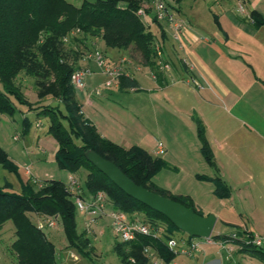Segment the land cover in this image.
<instances>
[{"label":"trees","instance_id":"trees-1","mask_svg":"<svg viewBox=\"0 0 264 264\" xmlns=\"http://www.w3.org/2000/svg\"><path fill=\"white\" fill-rule=\"evenodd\" d=\"M149 1L80 0L74 4L69 0H0V113L11 115L15 110L13 102L23 104V112L39 107L35 114L47 116L46 133L56 143L53 156L57 166L68 173L80 169L85 172L82 184L76 183L79 184L76 191H70L67 184L57 179L45 180L36 187L26 181L19 192L6 191L0 186V227L7 220L13 225L14 238L10 247L15 255L14 264H59L54 245L43 231L47 226H37V221L45 218H54L55 223L59 221L65 247L91 261L92 246L84 231L77 228L73 197L76 195L86 201L97 191L104 194L105 206L126 217L141 215V221L163 230V235L157 239L136 235L129 242L116 240L113 251L121 263L146 264L150 255L143 252L145 248L163 262L170 261L175 255L166 247L165 239L177 236L180 231L163 215L117 188L84 158L85 150H92L113 163L133 183L203 215L188 195L171 194L154 185L153 176L166 166L161 157L151 155L138 145L124 148L102 137L94 124L83 116L75 96L77 89L70 82L71 71L81 66L78 61L80 51L71 43L84 42L89 35L98 36L104 47H114L124 53L129 47L135 48L153 77L162 84L155 44L161 49L160 57L166 60L162 53L164 31L153 14L151 21L159 26L157 32L151 31L148 23L136 12L142 3ZM179 1L163 0L172 9L177 8L175 3ZM250 16L255 24H264V14L259 11L251 10ZM19 71L33 77L37 98L50 96L55 101L33 105L13 82ZM116 83L121 89L138 87L135 77L128 72L118 75ZM34 103L38 102L35 100ZM193 120L198 150L207 165L217 173L203 124L199 117H193ZM0 166L10 172L16 171L15 164L1 147ZM195 177L213 181V192L218 198L230 195L229 186L218 174L214 177L196 174ZM231 228L237 238H232L231 232L213 234L211 238L238 244L241 252L264 260L263 247L244 243V239L254 237L251 231L235 225Z\"/></svg>","mask_w":264,"mask_h":264},{"label":"rangeland","instance_id":"rangeland-1","mask_svg":"<svg viewBox=\"0 0 264 264\" xmlns=\"http://www.w3.org/2000/svg\"><path fill=\"white\" fill-rule=\"evenodd\" d=\"M69 1L78 4L80 0ZM212 1L213 0H194L192 2V10L189 12L185 11L190 24H194L193 26L201 35L203 33L211 35L213 29L220 26L217 17V7L219 9L220 6L213 5ZM148 9L149 10L145 11V14L141 16V19L148 23L147 25L151 31L157 32L159 26L151 21L153 13L150 7ZM175 17L177 18L176 14L173 13V18L175 19ZM158 22L162 29L166 26L164 25L166 22L171 24L167 20H158ZM179 22L180 25L183 26V24H185L184 18L181 20L179 18ZM168 39H172L171 35ZM71 45L73 48H78L80 51L81 55L78 56V61L81 66L84 64L87 65V58L85 59L82 57L84 52L90 51L92 48L100 49V46L104 47L98 36L89 35L84 39V42H72ZM93 45L95 47H92ZM202 50H204L203 52L205 56H207L205 58L208 65L217 67L221 76L224 79L228 78L229 76H227V68L224 67L225 65L220 64V61H216V59L214 60V57H212L210 53V49L204 48ZM181 55L182 57L177 59L178 64L182 62V58L186 60V63L182 62L185 65L180 69L182 77L179 78V73H177L173 81L169 76H166L167 84L176 82L183 87L184 90L185 87H189L193 90L201 89L196 80L193 79L192 72L195 68H193L191 60L186 55ZM125 56L124 69L127 72H135L139 79L138 87L121 89L114 86V84H111L109 87H102L100 85L99 94H90L86 97V99H91V103L83 100H81V102L79 101L83 116L86 115L94 121L99 129L102 132L104 130L106 135L110 137L111 140L109 138L108 140L118 145L122 138H126L127 141H130V139L133 140L136 135L144 133L147 136V140H145L144 143L147 145V150L149 152L152 150L151 146L155 139L159 141L165 140V134L162 133L163 131L160 128L167 127L171 122L173 123L172 126H174V124L177 126V129L179 126H181L182 129L183 127H188L191 132V126L195 128L193 117H199V115L195 113H198V109L190 108V104L194 105L193 107L198 106L197 108H200L198 104H202L201 101L197 100V96L185 90L184 95H186V99L183 105L179 106L176 102L168 100V88L160 89L157 87L156 81L150 75L152 72L148 66L143 63L140 53L135 48L129 47L125 51ZM162 70L164 69H161V71ZM225 81L228 82L227 79H225ZM13 82L18 86L26 99L33 102V105L52 103L55 101V99L50 96L37 98L33 77L24 74L23 71H19L15 75ZM257 85L264 88L261 82H257ZM35 100L38 103H34ZM13 103L15 104V110L11 115L0 113V147L15 164L16 171L10 172L0 166V186L6 191L19 192L21 185L26 181H29L33 187H36L45 180L51 179H57L67 184L70 176H68V172L57 166L53 156L56 143L54 139L46 133L47 116L42 114L37 116L35 114V110L39 107L35 108V110L29 109L23 112V104L18 102ZM186 121H190L188 126H185ZM201 123L203 124L202 120ZM160 130L162 132H160ZM191 134L192 133H190V135ZM101 135L104 138L106 136H103V134ZM194 143L197 144L196 139H194ZM187 148L188 149L185 151V146L179 148V146L175 147L169 145L166 160L172 163L171 165L174 166V170L161 169L153 176L152 180H156L161 187L166 186L175 191H192L195 198L198 199L202 195H196L199 190L198 183L195 181V175L197 173L194 174V177L190 174V164L197 166L195 160L196 158H200V156L197 153V149L194 151V155H192L190 147L187 146ZM164 155H162V157H164ZM249 163L250 162H247L248 165H250ZM202 164L204 163L202 162ZM251 164L253 168H255L254 161L253 163L251 162ZM24 167H27V176H23ZM234 169L232 170V176L235 180H239V184L234 183L230 195L228 196L229 198L225 200L232 207L228 217L237 224H246L249 228L253 229L255 233L259 235L263 244L261 247L264 248V187L257 185L256 176H253L251 179L250 176L243 175V173L247 171L245 166L242 167L240 165L236 170ZM208 170L211 169L208 168ZM84 174L85 172L80 169L72 173L71 175L73 177L71 178L81 185ZM214 176L215 175H212L210 177ZM211 182L213 183V181ZM79 184L75 185L73 188L74 191L79 188ZM207 204L211 205V202ZM111 210L109 206H105L106 213ZM85 216L83 212L75 210L77 228L79 231H84V234L89 238V243L92 246L90 251L91 261L79 255L74 249L65 247V237L58 220H56L53 227H45L43 229L47 238L53 243L61 264H123L113 251V243L118 239L112 233L110 218L107 217L102 225L99 224L96 226L98 220L106 218V216H102L95 223H92L89 229H85L83 224ZM141 217V215H135L134 219L141 220ZM219 228V224H217L214 232L216 233ZM222 230H226V233H230L232 228H222ZM177 233L182 232L180 231ZM13 238V225L11 221L7 220L0 227V264L15 263V255L10 247ZM73 255L76 256V259L73 258Z\"/></svg>","mask_w":264,"mask_h":264},{"label":"crops","instance_id":"crops-1","mask_svg":"<svg viewBox=\"0 0 264 264\" xmlns=\"http://www.w3.org/2000/svg\"><path fill=\"white\" fill-rule=\"evenodd\" d=\"M193 1L180 0L175 3L177 8H170L178 19L184 18L185 24H183L180 33L176 37L172 24L167 22L164 24L166 26L162 29L164 31L162 53L163 57L169 61V70L164 69L161 71L162 84L152 74L150 75L156 81L158 88H168V100L176 102L179 106L183 105L186 99L185 90L190 94H195L197 100L202 102V104H198L200 108H197L198 106L193 107L194 105L192 104H190V108L198 109V113H195L199 115L203 122L205 138L214 153L217 173L203 160L198 150L195 128H192V126L191 132L188 127H183L182 129L179 126L177 129L175 124L172 126V122L167 127L160 128L163 131L160 130V132L165 134V140L159 141L155 139L150 152L144 143L147 140V136L144 133L136 135L130 141L122 138L119 145L126 148L130 145L138 144L151 155L161 157L166 162V166L162 169L170 170H174V166L166 160L167 152L169 151L168 146H179V148L185 146V151L188 146L192 150H190L192 155L197 149V153L200 156V158L195 160L197 166L190 164V174L193 177L196 173L205 176L218 174L232 190L234 183L239 184V180L233 178L232 170L234 168L236 170L241 165L247 169L243 175H248L251 179L256 176L257 185L264 187V88L257 85V82H261L264 86V24H255L250 16V12L253 9L264 14V0H213V5L220 6L219 9L216 6L220 28L215 27L211 35L207 33L201 35L193 26L194 24H190L185 11L189 12L192 10ZM169 34L172 39H168L170 37ZM92 47L95 46L93 45ZM204 48L211 50L210 53L214 60L216 59V61H220V64L225 65L227 76H229L225 79L228 82L221 76L217 67L208 65L205 58L207 56L202 50ZM100 49L102 54L110 59L111 62L118 56L126 57L124 51L114 47L100 46ZM181 54L186 55L191 60V64L195 68L192 72L193 79L196 80L201 89L193 90L185 87L184 90L176 82L167 84L166 76L173 80L179 73V78L182 77L180 69L185 64L182 62L178 64L177 60L182 57ZM86 64L90 66L92 72L85 76L84 87L76 91V98L80 102L83 100L91 103V99H86L87 96L99 94L100 85L102 87H109L110 85H103L104 75L92 60H87ZM128 73L132 74L139 84V79L135 72ZM112 84L117 86L116 82ZM95 89H98L99 92L95 93ZM85 117L94 124L100 135H106V132L103 130V133L94 121L86 115ZM189 123L190 121H186L185 126H188ZM190 133L192 134L190 135ZM105 138L110 139L107 135ZM194 139H196L197 144L194 143ZM158 142L163 147V153L161 154L156 153V144ZM253 161L255 168L251 164ZM247 162H250V165ZM207 167L211 170H208ZM24 169L23 176H27V167H24ZM68 174V176L73 177L72 173ZM195 181L198 183L199 189L196 195H202L198 199L195 198L192 191H175L166 186L161 187L156 180H152L154 185L168 190L171 194L188 195L193 205L202 211L203 214L214 213L216 215V223L211 235L226 233V230L223 231L222 228L227 229L235 225L241 229L249 230L254 236L259 237L246 224H237L228 217L232 207L225 200L229 197L218 198L213 192L214 185L210 180H199L196 178ZM210 202L211 205H208L207 203ZM127 218L132 220L135 215ZM106 219L107 216L98 220L96 226L102 225ZM217 224H219L220 228L215 233L214 230ZM177 238L184 239V245H181L184 248L191 240L197 242L198 250L191 252L189 255L177 252L168 262H163L159 258L151 256L146 264H154L155 262L157 264H260V262L264 264V260H259L241 252L240 245L229 241L216 240L211 237L207 239L187 237L184 233H177ZM59 264H61L60 260Z\"/></svg>","mask_w":264,"mask_h":264},{"label":"built area","instance_id":"built-area-1","mask_svg":"<svg viewBox=\"0 0 264 264\" xmlns=\"http://www.w3.org/2000/svg\"><path fill=\"white\" fill-rule=\"evenodd\" d=\"M149 7L152 9L153 15L158 20H167L170 22L173 26L175 37L178 36L182 25H180L179 19L176 17L175 19L173 18L172 10L165 5L163 0H150L149 2H144L137 8L136 12L142 16L145 14V8ZM65 39L66 36L63 37V40ZM155 53L158 67L160 69H168L170 65L168 64V61L162 60L160 57L161 49L157 44H155ZM82 57L85 59L87 58V60H92L98 66L99 71L104 75L103 85L105 86L111 85L113 82L115 83L118 75L123 72H127L124 69V57H119V59L115 60L114 62H109L105 59L102 52L97 48H92L90 51L84 52ZM181 60L182 62L186 63L185 58H182ZM90 72L92 71L87 65L74 68L70 74V82L73 87L77 90L82 89L84 87V78L86 75L90 74ZM94 92L98 93L99 91L98 89H95ZM162 152L163 150L161 143L158 142L156 144V153L160 154ZM75 185V180L70 177L67 183L69 190L73 191ZM73 203L76 210L81 211L86 215L83 223L85 229H89L91 224L95 223L102 216H107L110 218V227L112 229V233L120 242L132 241L136 235L149 236L156 239L163 235V230L159 229L157 226L144 223L141 220H129L122 212L111 210L110 212L106 213L105 196L101 191H97L92 198L86 201L75 195L73 197ZM54 225V218H45L43 220L37 221L38 227H53ZM231 237L237 238L234 233H232ZM244 243L259 247L261 246L262 241L259 237L254 236L251 239H244ZM165 244L166 247L174 253L182 252L189 255L191 252L198 250V244L193 240L189 241L185 248L181 247V245H184V239L177 238V236H171L165 239ZM143 252L147 255H150V257L153 256L149 252L148 248L143 249ZM73 258L75 259V256H73ZM154 264H157V262Z\"/></svg>","mask_w":264,"mask_h":264},{"label":"water","instance_id":"water-1","mask_svg":"<svg viewBox=\"0 0 264 264\" xmlns=\"http://www.w3.org/2000/svg\"><path fill=\"white\" fill-rule=\"evenodd\" d=\"M83 155L89 163H91L122 192L163 215L182 233L191 237L203 239L211 237L216 223V215L214 213L199 215L190 207H185L168 197L147 190L144 187L133 183L113 163L102 158L92 150H85Z\"/></svg>","mask_w":264,"mask_h":264}]
</instances>
